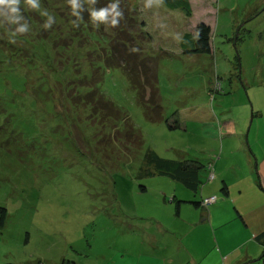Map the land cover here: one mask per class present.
Masks as SVG:
<instances>
[{
	"label": "rangeland",
	"instance_id": "374dc122",
	"mask_svg": "<svg viewBox=\"0 0 264 264\" xmlns=\"http://www.w3.org/2000/svg\"><path fill=\"white\" fill-rule=\"evenodd\" d=\"M86 2L81 15L89 27L82 30L73 23L77 18L67 0H40V10L21 0L25 21H34L23 39L7 33L11 26L0 17V206L6 209L0 263L107 261L115 234L126 226L121 225L129 202L124 188L168 186L165 201L171 202L175 181L145 174V154L151 149L203 164L209 159L227 177L255 181L259 195L246 198L247 206L264 211V0H188L189 15L163 3L145 7V0H125L143 24L139 29L123 21L131 27L118 38L112 26H93ZM44 10L55 20L48 29ZM200 21L210 29V51L183 52L182 33L192 32ZM111 44L133 51L135 63L144 57L154 67L160 119L144 115L125 71L109 63ZM99 94L118 111L91 110L93 102L85 99L96 101ZM124 116L138 132V143L125 135ZM214 168L207 162L202 170L197 195L203 207L221 196L202 192L204 184L217 179ZM115 191L124 193L121 208ZM147 194L153 201L158 197L154 190ZM148 209L164 215L161 204ZM225 209L227 222L218 226L224 221L220 214L218 221H209L207 233L218 241L225 237L226 245L232 237L235 244L257 217L250 216L244 231L235 225L238 216L231 218L232 211ZM261 251L258 242L249 241L248 254L256 253L255 260L245 264H264L256 259ZM212 254L209 263L216 264L219 253Z\"/></svg>",
	"mask_w": 264,
	"mask_h": 264
},
{
	"label": "crops",
	"instance_id": "0c3cea01",
	"mask_svg": "<svg viewBox=\"0 0 264 264\" xmlns=\"http://www.w3.org/2000/svg\"><path fill=\"white\" fill-rule=\"evenodd\" d=\"M215 171L217 172V179L204 184L202 192L206 194L218 191L221 196L217 201L205 207L198 204V192L189 190L178 184L177 181L175 187H172L171 190L172 197H169L171 202L176 199V211L171 202L165 201L168 186L155 185L147 187L145 184L144 190L137 189L134 185L124 188L129 202L125 206L126 211L122 213L123 223L121 225L126 226L123 229H118V231L123 230L121 234H115L113 240L115 247L114 244L112 245L114 252L110 257L112 258V264H210L212 253L216 252L219 253L216 264H245L255 260L256 253L254 255L248 254V243L252 240L256 241L254 235L264 229V211L254 212L247 206L248 200H253L259 195L257 188H255V181L252 180L254 183L251 182L248 176L245 175L251 182V184H247L242 176L236 175L234 177L235 181L232 183L234 178L227 177L219 165H217ZM159 176L163 177V175ZM166 181L168 183L170 180ZM222 182L225 184L224 193L220 192ZM234 183L235 186L233 187ZM177 188L178 191H176ZM151 190L156 191L160 199L156 197L154 201L151 200L152 197L150 198L147 194V192L151 193ZM123 194L115 191L118 208H121L119 200ZM193 201L197 202L194 203ZM229 202L234 210H231V206L226 208ZM159 204L165 209L164 215L156 216L150 212V209L147 210L148 207ZM224 209L227 213L232 211L231 218L238 216L235 225L242 227L244 231L247 229L250 216L254 219L257 217L253 229L241 235L242 237L235 244L233 243L235 239L229 237L228 240L232 245L230 243L226 245L228 241L225 237L219 240L220 244L218 238L211 239V236L207 233L209 221L221 219L220 214L223 216L224 221L221 223L217 220L218 226L221 227L227 222ZM222 232L224 233V231ZM178 236L180 239L176 241L175 237ZM206 238L208 239L207 242L205 241ZM245 244L246 247H244ZM220 245L223 247L222 249ZM219 257H221L220 260ZM110 258L108 256L107 261ZM13 261L18 263L15 260ZM103 261V264L107 262L106 259ZM6 262L7 259L0 264Z\"/></svg>",
	"mask_w": 264,
	"mask_h": 264
},
{
	"label": "trees",
	"instance_id": "16d2710c",
	"mask_svg": "<svg viewBox=\"0 0 264 264\" xmlns=\"http://www.w3.org/2000/svg\"><path fill=\"white\" fill-rule=\"evenodd\" d=\"M122 1H125V0H119V6L121 10L123 11V18L120 20L119 25L114 27L115 31H114L113 36L115 38H118L116 37V35L119 34L121 31H124V30L126 31L127 28L131 27V26L129 27L126 26L125 23L129 22L131 25L139 26V29L141 25L143 24V22L136 20V17L133 11L132 10L129 11L128 7L125 6V4L127 3L126 2L122 3ZM113 2L114 0H96V3L94 5L86 2V7L90 10L93 8L100 9V8L107 7ZM161 3L171 8H174V7L181 8V10L186 15L190 14V6H189L188 0H161ZM82 17H83L82 21L78 24L79 30H82L84 27L86 28L89 27V23L87 22V16L84 14L82 15ZM27 21H28V25L32 26V28H29V31H32L34 29V21H32L30 18L27 19ZM123 21L125 23H123ZM9 25L11 26V29L9 27H6L5 29L7 33L12 35L17 25H13L10 23ZM14 36L17 38L23 39L25 35L16 34ZM181 37L182 39L180 43L182 44L183 52L185 53H204V52L210 51V41H209L210 29L204 22H201V21L197 22L194 25L192 32H183ZM117 41H120V40H117ZM186 42H188V44L183 46ZM120 43L122 42L120 41ZM110 49L111 50L109 52V58H110L109 63L118 65L121 67L123 71H125L131 85L136 90L137 99L139 103L142 105L144 115L150 120L160 119L161 118V113H160L161 105L159 103V88L157 85V76H156L154 67L152 65H149L147 58H144V57H140L138 59L139 61L137 60L138 62L135 63L133 51L128 50L124 46L120 48L122 49L120 51V50H116L115 48H113V44H111ZM127 51H130L132 53L129 54ZM9 53L13 54L12 52H9ZM86 101L93 102V106L91 110H93L94 112L97 111V109H94V107L96 106L97 108L99 106L100 110H102L103 113L106 112L107 109L108 111L110 110L112 111L113 109L114 111L115 110L118 111L116 108H113L112 104L108 100H104L100 94L97 97L96 101L93 100L91 97H88V98L86 97L85 102ZM121 119H122L121 122L124 123V126L127 131L125 135L128 136V138H132L133 140L137 138V143H138V141L140 140V136L138 132L134 128H132V126L129 123L128 118L125 119V116H124ZM176 124H177V121H176ZM145 162H146L145 174L163 175L167 178L174 180L175 182L177 181L178 184L183 185L184 187L188 188L189 190L193 192H199L201 188V185L203 183L202 170L203 172L204 170H206L207 162H208V165H212L214 168V163L209 164V159L206 162V164H203L196 158L163 157L157 154L152 149L148 150V152L145 154ZM137 189L144 190L145 184L139 183L137 185ZM220 192L221 193L225 192L224 182H222L221 184ZM193 202L196 203L197 201H193ZM174 206H175V211H176L177 209L176 202ZM5 216H6V209L5 207L0 206V226L4 224ZM254 238L256 242H258L262 246V251L260 255L256 257V259H261L262 261H264V229L257 232L254 235ZM4 264H20V263L6 262Z\"/></svg>",
	"mask_w": 264,
	"mask_h": 264
},
{
	"label": "clouds",
	"instance_id": "9594fccd",
	"mask_svg": "<svg viewBox=\"0 0 264 264\" xmlns=\"http://www.w3.org/2000/svg\"><path fill=\"white\" fill-rule=\"evenodd\" d=\"M87 2L94 5L96 0H87ZM20 3L21 0H0V17H3L10 24L17 25L12 35L24 34L29 31V25L21 14ZM67 3L70 5L72 15L77 18L73 23L78 26L77 22L83 19L81 13L85 10L83 0H67ZM160 3L161 0H145V7H151L153 4L159 5ZM24 4L31 10H40L41 8L40 0H24ZM41 15L48 17L44 28H51L52 24L55 23L54 18L49 15L47 10L42 11ZM122 18L123 11L119 6V0H114L107 7L90 10V20L93 26L97 28L100 24L116 27Z\"/></svg>",
	"mask_w": 264,
	"mask_h": 264
},
{
	"label": "built area",
	"instance_id": "2783aa9c",
	"mask_svg": "<svg viewBox=\"0 0 264 264\" xmlns=\"http://www.w3.org/2000/svg\"><path fill=\"white\" fill-rule=\"evenodd\" d=\"M211 169H212V168H211ZM210 175H212V173H211V172L209 173V175H208V176H210ZM210 197H211V196H210ZM210 197H209V198H210ZM209 198H206V197H204L203 199H204V201H206V200H207V199H209Z\"/></svg>",
	"mask_w": 264,
	"mask_h": 264
}]
</instances>
